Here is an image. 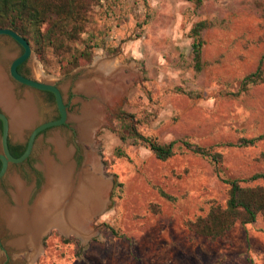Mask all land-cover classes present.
<instances>
[{
    "label": "rangeland",
    "instance_id": "rangeland-1",
    "mask_svg": "<svg viewBox=\"0 0 264 264\" xmlns=\"http://www.w3.org/2000/svg\"><path fill=\"white\" fill-rule=\"evenodd\" d=\"M263 13L264 0H203L200 8L187 0H99L91 9L85 33L73 44L83 50L86 42L93 41L97 47L91 63L64 73L72 67L68 60L51 51L40 60L35 53L36 59L29 62L30 76L34 77L30 63L37 62L47 76L59 78L70 114H81L82 102L77 101L74 84L67 85L86 73L84 68L97 57L117 58L132 66L136 75L127 80L126 93L108 111L106 123L95 135L104 173L113 180L109 202L92 222V236L79 239V245L67 244L63 238L77 236L51 229L43 237L44 245L41 240L40 254L30 263L28 254L17 253L9 245L11 237L2 234L0 264H264L261 216L255 223L236 225L214 242L187 225L206 215L213 204L226 205L230 187L225 180H247L264 173V141L251 147L238 145L240 138L264 134V83L239 94L243 79L256 71L264 56ZM201 20L213 26L202 34L206 67L198 73L190 32ZM22 52L13 39L0 36V63L6 71ZM26 90L38 102L40 120L35 126L55 120V100ZM130 116L145 136L163 144L188 140L221 153L223 160L216 164L178 142L175 155L161 161L133 139L122 142ZM54 132H61L69 145L78 148L76 160L82 165L83 147L77 144L72 124L50 129L39 137L30 164L10 167L0 183V208L3 202L22 207L13 198V175L32 187L27 204H33L44 179L39 156L51 150L48 139ZM11 136L15 144L28 140V136ZM85 147L93 149L90 144ZM114 175L122 188L114 190ZM242 185H264V180ZM161 191L173 200L164 198Z\"/></svg>",
    "mask_w": 264,
    "mask_h": 264
},
{
    "label": "bare ground",
    "instance_id": "bare-ground-1",
    "mask_svg": "<svg viewBox=\"0 0 264 264\" xmlns=\"http://www.w3.org/2000/svg\"><path fill=\"white\" fill-rule=\"evenodd\" d=\"M31 66L37 80L57 82L56 77L44 73L41 64L32 62ZM86 69V73L67 85L74 84L75 93L79 96L77 101L82 102L81 114H70L68 119L77 133L78 146L83 147L82 165H78L76 160L78 148L69 145L61 132L52 133L48 139L51 150H44L39 156L38 167L44 179L33 204H27L32 187L20 176L13 175L10 178L13 198L22 207H12L3 202L0 208V215L11 235L9 245L17 253H27L30 263L40 254L41 240L51 229L56 228L66 236L90 238L94 233L93 220L109 202L112 181L106 177L101 157L95 149V135L106 123L108 111L126 93L127 80L136 72L117 58L101 57ZM128 69L132 71L130 74ZM0 108L9 117L10 131L16 139H23L26 131L40 120L35 94L29 90L17 93L1 63ZM87 144L93 149H87Z\"/></svg>",
    "mask_w": 264,
    "mask_h": 264
},
{
    "label": "trees",
    "instance_id": "trees-1",
    "mask_svg": "<svg viewBox=\"0 0 264 264\" xmlns=\"http://www.w3.org/2000/svg\"><path fill=\"white\" fill-rule=\"evenodd\" d=\"M99 0H0V28H11L28 40L32 49L40 60L46 58L51 51L68 60L72 65L64 73L71 72L75 67L92 62L93 41L86 42L83 50L74 48L75 44L86 31L92 7ZM195 3L197 8L203 4V0H187ZM264 19V13H263ZM213 24L207 20L197 22L191 29L192 50L194 55V68L200 73L206 67L203 60V32L212 27ZM264 83V56L261 58L255 72L248 74L242 81L240 93H247L251 86ZM127 131V132H126ZM121 134L122 142L129 139L134 144L142 145L150 149L161 161H167L175 155V147L181 142L191 152L204 158H209L216 164L223 160L221 153L213 152L211 149L201 147L188 140L160 143L157 139L145 136L138 131L137 121L130 116V123ZM264 141V134L254 138H240L238 145L251 147ZM26 147L22 150L16 149L12 154L20 157L24 154ZM124 156V153L120 154ZM264 159V152L261 154ZM30 160V159H29ZM28 160V161H29ZM108 170V163L105 162ZM108 174V173H107ZM264 180V173H256L247 180H225L229 184V198L226 205L213 204L206 215L198 216L195 220L187 223L189 228L198 236L204 237L212 242L222 240L231 232L236 225H247L255 223L259 216L264 220V185L245 187L243 182ZM114 190L122 188L123 184L114 175ZM161 195L168 199L173 198L161 191ZM67 244L79 245L76 237L63 238Z\"/></svg>",
    "mask_w": 264,
    "mask_h": 264
},
{
    "label": "water",
    "instance_id": "water-1",
    "mask_svg": "<svg viewBox=\"0 0 264 264\" xmlns=\"http://www.w3.org/2000/svg\"><path fill=\"white\" fill-rule=\"evenodd\" d=\"M0 36L10 37L18 45H20L23 49L22 54L14 58L9 67V72H7V74L10 80L12 82L15 81L14 83L22 84L32 89H37L41 91H49L53 93L55 96V100H56L59 112H60L59 119L44 122L40 124L38 127L34 128V130L31 133L30 139L27 143V148L24 154L20 157H15L10 152V147H9L10 122H9V118L6 115V113L0 112V119H2L4 123V130H3V137H2L3 154H0V160L2 161V169L0 170V181H1L6 176L8 172V168L11 164L24 163L31 157L34 151L36 139L41 133H43L44 131L48 129L57 128V127H61V126L68 124L70 113H69L67 105L65 104L63 92L61 88L58 86V83H57L58 81L55 83H46L43 81H39L35 79L34 77L32 78L25 77L18 72V67L22 63L26 61H31L33 57L36 59L35 52L32 49L28 40L24 38L21 34H19L17 31L11 28H0ZM110 179L112 181L113 177Z\"/></svg>",
    "mask_w": 264,
    "mask_h": 264
},
{
    "label": "flooded vegetation",
    "instance_id": "flooded-vegetation-1",
    "mask_svg": "<svg viewBox=\"0 0 264 264\" xmlns=\"http://www.w3.org/2000/svg\"><path fill=\"white\" fill-rule=\"evenodd\" d=\"M29 62L30 61H26V62H24V63H22L19 67H18V72L20 73V74H22L23 76H25V77H28V78H32L31 76H30V68H29ZM30 66H31V63H30ZM31 68H32V66H31ZM32 71H33V69H32ZM7 72H9V69L7 70ZM15 82V81H14ZM18 84V83H17ZM19 85V87H16V92L17 93H19V94H21V93H24L25 91H27L26 89H30V90H37V89H32V88H29V87H27V86H25V85H22V84H18ZM38 92H41V93H44V94H46V95H48L50 98H52L53 100H55V96H54V94L53 93H51V92H49V91H41V90H37ZM55 103H56V100H55ZM65 104L67 105V107H68V110H69V105H68V103L66 102V100H65ZM56 106H57V103H56ZM57 109H58V106H57ZM0 112L1 113H5V112H3L2 111V109L0 108ZM7 115V114H6ZM9 118V117H8ZM60 118V112H59V109H58V114L56 115V117H55V120L56 119H59ZM42 124V123H41ZM40 125V124H39ZM39 125H37V126H35L34 128H36V127H38ZM34 128L31 130V133H32V131L34 130ZM3 130H4V123H3V120L2 119H0V154H3V146H2V137H3ZM50 129H48V130H46V131H44L43 133H41L38 137H37V139H36V142H35V146H36V143H37V141H38V139H39V137L42 135V134H44V133H46L47 131H49ZM31 133L28 135V134H26L25 133V135H24V137L25 136H28V140H27V142L26 143H18V144H15L13 141H12V133H11V131H10V134H9V147H10V152H11V154H12V152L13 151H16V149H19V150H22L24 147H26L27 148V143H28V141H29V139H30V136H31ZM34 150H35V147H34ZM33 154H34V151H33V153H32V155H31V157L27 160V161H25L24 163H21V164H11L10 166H9V168H8V172H9V170H10V167L12 166V165H17V166H22V165H27V164H30L31 163V160H32V157H33ZM13 155V154H12ZM2 169V161L0 160V170ZM8 172H7V174H8ZM7 174H6V176H7ZM5 176V177H6ZM4 177V178H5ZM3 178V179H4ZM3 179L0 181V183L3 181ZM21 208V207H20ZM4 223V221H3V219H2V217H1V215H0V236L2 235V234H6L7 236L9 235L10 237H11V235H10V233H9V231L7 230V228H6V226H5V223ZM78 239H81V238H79V237H77ZM42 244L44 245V239H42ZM0 245H1V240H0Z\"/></svg>",
    "mask_w": 264,
    "mask_h": 264
}]
</instances>
